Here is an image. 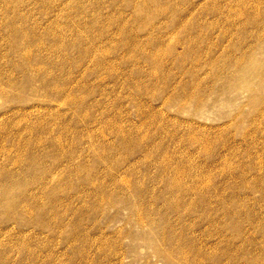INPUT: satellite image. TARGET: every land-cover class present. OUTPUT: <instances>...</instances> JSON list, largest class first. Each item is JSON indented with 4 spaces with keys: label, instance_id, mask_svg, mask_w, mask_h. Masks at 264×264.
I'll return each instance as SVG.
<instances>
[{
    "label": "rangeland",
    "instance_id": "374dc122",
    "mask_svg": "<svg viewBox=\"0 0 264 264\" xmlns=\"http://www.w3.org/2000/svg\"><path fill=\"white\" fill-rule=\"evenodd\" d=\"M140 1L0 0V264H264V0Z\"/></svg>",
    "mask_w": 264,
    "mask_h": 264
},
{
    "label": "bare ground",
    "instance_id": "6f19581e",
    "mask_svg": "<svg viewBox=\"0 0 264 264\" xmlns=\"http://www.w3.org/2000/svg\"><path fill=\"white\" fill-rule=\"evenodd\" d=\"M6 1H8V0H6ZM165 1H167V0H165ZM169 2L171 1V0H168ZM181 2L183 1V0H180ZM201 1H203V0H201ZM229 1V0H228ZM238 1V0H237ZM251 1V0H250ZM257 1H259V0H257ZM204 2V1H203ZM221 2H222V0H221ZM231 2V1H230ZM234 2V1H233ZM233 2H232V4H233ZM239 2V1H238ZM247 2V1H246ZM259 2H261V1H259ZM259 2H258V5H259ZM123 3V2H122ZM136 3H137V0H136ZM177 3V2H176ZM199 3V2H198ZM227 3V2H226ZM254 3V2H253ZM257 3V2H256ZM225 4V3H224ZM228 4H230V3H228ZM228 4H226V5H228ZM236 4V3H235ZM241 4V3H240ZM135 5V4H134ZM138 6H137V9H138V7L140 8L139 10H141L140 12H142V13H146V11L148 10V7L149 6H155V7H159V9H158V12H160L161 13V15L162 16H164V15H167L168 14V11L169 10H171V6L170 5H168L167 4V2H164V0H141L140 1V3L139 4H137ZM177 5V4H176ZM211 5H213V3L211 4ZM220 5V4H219ZM231 5V4H230ZM239 5V4H238ZM257 5V6H258ZM196 6H197V4H196ZM233 6H236V5H233ZM250 6V5H249ZM254 6V5H253ZM256 6V7H257ZM259 6H262V5H259ZM193 7V6H192ZM199 7V6H198ZM229 7V6H228ZM255 7V6H254ZM211 8V7H210ZM215 8V7H214ZM213 7H212V9L210 10V9H208V7L207 8H204L203 10H201V11H203V13H207V12H209V11H217V10H215ZM230 9H229V11L231 10V7H229ZM233 8V7H232ZM237 8V7H236ZM235 7H234V10L236 9ZM238 8H239V6H238ZM252 8V7H251ZM179 4L177 5V6H173L172 7V12H174V13H178L179 12ZM223 9V8H222ZM227 9V8H226ZM244 9V8H243ZM246 9V8H245ZM254 9V8H253ZM240 10V9H239ZM249 10H251V9H249ZM255 11L257 10V8L256 9H254ZM262 10V9H261ZM242 11V10H241ZM251 11H253V10H251ZM194 12V11H193ZM218 12V11H217ZM239 13H240V11H238ZM259 11H256V14L258 13ZM142 13H141V15H142ZM229 14V13H228ZM241 14V13H240ZM244 14V13H243ZM242 14V15H243ZM138 15H140V14H138ZM146 16V15H145ZM150 16V15H149ZM192 16V15H191ZM191 16H189V17H191ZM195 16V15H194ZM221 16V15H220ZM224 16V15H223ZM238 16H239V14H238ZM244 16V15H243ZM254 16V15H253ZM256 16V15H255ZM258 16L259 15H257V19H258ZM147 17V16H146ZM182 17V16H181ZM234 17V16H233ZM240 17H241V15H240ZM260 18V17H259ZM184 19H186V18H184ZM197 19V18H196ZM213 19H215V18H213ZM224 19H226V17L224 18ZM231 19V18H230ZM234 19V18H233ZM241 19V18H240ZM240 19H238V20H240ZM235 20V19H234ZM242 21V20H241ZM244 21H245V19H244ZM235 22V21H234ZM233 22V23H234ZM147 23V22H146ZM217 23V22H216ZM220 23V22H219ZM223 23H225V22H223ZM178 24V22L175 24V25H177ZM213 24V23H212ZM221 24V23H220ZM242 24V23H241ZM211 25V24H210ZM178 27H179V25H177ZM187 25H185V22H184V26H181L180 28L181 29H184V30H186L187 29V27H186ZM142 27H144L143 29H147V32H150V30L151 31H156V25H153V24H144ZM177 27V28H178ZM188 27H190V26H188ZM242 27V26H241ZM263 27V26H262ZM214 28H215V26H214ZM222 28V27H221ZM238 28H240V27H238ZM190 29H193V27L191 28L190 27ZM211 29V28H210ZM227 29V28H226ZM246 29V28H245ZM244 29V30H245ZM262 29H264V28H262ZM229 30V29H228ZM242 30V29H241ZM225 31V30H224ZM246 31V30H245ZM244 31V32H245ZM226 32V31H225ZM224 33V32H223ZM261 33V32H260ZM263 33H264V31H263ZM150 34V33H149ZM202 34V33H201ZM133 35V33L131 32V34H130V36L127 38V40H129V42H127V44L130 46V45H135V43H137V45L136 46H138V43H139V41H135L133 38H134V36H132ZM258 35L259 36H261V38H262V36L264 37V35H260L259 33H258ZM172 36V35H171ZM139 37V36H138ZM194 37V36H193ZM157 39V38H156ZM190 39H192V38H190ZM158 40V39H157ZM194 40V39H193ZM190 41V40H189ZM132 42V43H131ZM156 44H159V42H157ZM190 44H191V42H190ZM261 45V44H260ZM263 45V44H262ZM150 47V46H149ZM194 48V47H193ZM171 50V49H170ZM168 51V52H167ZM166 51V53H169V49ZM163 52V51H162ZM164 53V52H163ZM165 53V54H166ZM25 55H26V53H25ZM31 55V54H30ZM162 55V54H161ZM171 55V54H170ZM30 58V57H29ZM29 58H28V56L26 57V60H27V62L29 61ZM157 58V56L155 57V58H153V59H156ZM247 60H249L248 58H241V59H239V61H241L239 64H238V67H235L234 66V68H235V70L236 71H239L240 69H242V67L244 66V64L245 63H247V62H252V63H254L253 61H247ZM213 65V64H212ZM251 68L252 67H250L249 66V68L247 69V67H246V69L248 70V71H250L251 70ZM154 75H155V73H154ZM242 75V74H241ZM156 76V75H155ZM158 77V76H157ZM195 79H194V81H193V84H191V85H181V86H179L180 87V89H181V91H182V97H180L179 98V100H186V101H192V102H197L199 105L201 104V102H202V98H199V95H201V90H200V84H202V82L198 79V77L197 76H193ZM241 77H237L236 79L237 80H239ZM55 78H48V80L49 81H55L54 80ZM157 79V78H156ZM165 82V81H164ZM165 85H166V83H165ZM168 86V85H167ZM56 87V86H55ZM192 87H194L195 88V91L193 90L192 91ZM63 90H65L64 88H63ZM195 94H196V96H195ZM63 101H65V102H68V104H70V105H73V104H75V103H77L78 101L72 96V94L70 93V92H66L65 93V96L63 97ZM62 101V102H63ZM203 109V108H202ZM201 109V110H202ZM4 129V128H3ZM205 136V135H204ZM207 137V136H206ZM213 137V136H212ZM193 139L195 138V137H192ZM201 138V137H200ZM210 138V137H209ZM190 139V138H189ZM192 139V140H193ZM199 139V138H198ZM202 139H203V137H202ZM216 139V138H215ZM214 139V140H215ZM195 140V139H194ZM197 140V139H196ZM213 140V141H214ZM57 141H58V139H57ZM60 141V140H59ZM190 141V140H189ZM199 141H201V140H199ZM208 141V140H207ZM37 142H39L38 140H37ZM193 142H195V141H193ZM201 142H205L204 140L203 141H201ZM201 142L199 143V144H201ZM190 143H192V141H190ZM207 143H209L208 145H210L211 143H212V139H211V143L210 142H207ZM41 144V143H40ZM194 144V143H193ZM197 144V143H196ZM198 144V145H199ZM206 144V143H205ZM204 145V144H203ZM38 146V145H37ZM196 146V145H195ZM204 147H207V145H204ZM209 147V146H208ZM207 147V149H210L211 148V146H210V148H208ZM205 149V148H204ZM207 149H206V151H207ZM211 150V149H210ZM225 160V159H224ZM169 161H171V160H168L167 162H169ZM166 162V163H167ZM178 163V162H177ZM225 164V163H224ZM167 165H168V163H167ZM170 165V164H169ZM166 166V165H165ZM164 166V167H165ZM172 166V165H171ZM170 166V167H171ZM187 166V165H186ZM185 166V167H186ZM226 166V165H225ZM167 167V166H166ZM165 167V168H166ZM179 167V166H178ZM227 167V166H226ZM182 168H184V167H182ZM188 168V167H187ZM225 168V167H224ZM168 169V168H167ZM173 169H177V167L176 168H173ZM180 170V169H179ZM189 170L190 169H188V170H186V171H188V173H189ZM225 170V169H224ZM181 171H182V169H181ZM169 172V171H168ZM184 172H185V169H184ZM171 173V172H170ZM180 173V172H179ZM174 173H172V175H173ZM175 174H176V172H175ZM184 174V173H183ZM191 175H192V173H190ZM185 175V174H184ZM188 175V174H187ZM191 175H188L189 177L191 176ZM179 176V175H178ZM182 175H180L179 177H181ZM193 176V175H192ZM168 177V176H167ZM183 177V176H182ZM184 177H186V176H184ZM183 177V178H184ZM170 179H171V175H170V177H169ZM173 178H176V177H174V175H173ZM172 178V181L174 180ZM187 178V177H186ZM191 178V177H190ZM194 178H195V176H194ZM160 179V181L161 180H163V179H161V178H159ZM158 179V180H159ZM165 179V178H164ZM179 179V178H178ZM198 179V178H197ZM196 179V180H197ZM155 180V179H154ZM157 180V181H158ZM181 180V179H180ZM200 180V179H199ZM123 181H124V179H123ZM170 181V180H169ZM172 181H170V182H172ZM182 181V180H181ZM180 181V182H181ZM186 181V180H185ZM201 181V180H200ZM203 181V180H202ZM206 181V180H205ZM211 181V180H210ZM174 182V181H173ZM176 182V181H175ZM177 182H179V181H177ZM183 182V181H182ZM187 182V181H186ZM207 182V181H206ZM126 185H127V187L129 188L130 187V181L128 180V181H126V182H124ZM137 183H138V181H137ZM143 183V182H142ZM141 183V184H142ZM185 183V182H184ZM198 183V182H197ZM14 184V183H13ZM158 184V183H157ZM170 184V183H169ZM174 184H177V183H174ZM183 184V183H182ZM186 184H188V183H186ZM190 184L191 183H189V188H190ZM195 184V183H194ZM199 184H200V182H199ZM202 184V183H201ZM139 185V188H140V184H138ZM144 185V184H143ZM143 185H141V186H143ZM159 185H160V183H159ZM171 185V184H170ZM178 185V184H177ZM181 185V184H180ZM192 185H193V181H192ZM196 185V184H195ZM195 185H193V186H195ZM205 185V184H204ZM207 185V184H206ZM208 185H210V184H208ZM207 185V186H208ZM22 186V185H21ZM188 186V185H187ZM200 187H201V185H199ZM18 187V186H17ZM179 186H176V189L178 188ZM181 187V186H180ZM179 187V188H180ZM184 188H186L185 186H183ZM138 188V187H137ZM171 188H175V185H174V187H173V185L171 186ZM197 188H198V185H197ZM217 188V187H216ZM130 189V188H129ZM149 189V188H148ZM162 189V188H161ZM175 189V190H176ZM186 189H188V188H186ZM201 189V188H200ZM208 189V188H207ZM14 190V189H13ZM192 190H194L193 188L191 189V191ZM203 190V189H202ZM147 191V190H146ZM163 191H164V189H163ZM179 191V190H178ZM177 191V192H178ZM190 191V190H189ZM189 191H188V194H189ZM204 191V190H203ZM212 191V190H211ZM215 191H216V189H215ZM131 192V191H130ZM136 192V191H135ZM171 192V191H170ZM169 192V193H170ZM187 192V191H186ZM185 192V193H186ZM195 192H198V190L197 191H195ZM200 192H201V190H200ZM199 192V193H200ZM217 192V191H216ZM5 193L7 194V193H9V190H6L5 191ZM110 193V192H109ZM144 193V192H143ZM178 193H180V191L178 192ZM177 193V194H178ZM182 193V192H181ZM207 193V192H206ZM213 193H215V192H213ZM221 193V192H220ZM141 194V193H140ZM139 194V195H140ZM171 194V193H170ZM169 194V195H170ZM176 194V195H177ZM202 194V193H201ZM158 195V194H157ZM168 194H167V197L169 196ZM179 195V194H178ZM191 195V194H190ZM211 195V194H210ZM216 195V194H215ZM222 195V194H221ZM103 196V195H102ZM142 196H144V195H142ZM155 196V195H154ZM173 196V195H172ZM191 196H193V195H191ZM191 196L189 197V200H190V198H191ZM195 196V195H194ZM104 197V196H103ZM141 197V196H140ZM184 197V196H183ZM182 197V198H183ZM220 197V196H219ZM10 197H8V199H9ZM14 198V197H13ZM105 198V197H104ZM175 198V197H174ZM173 198V199H174ZM186 198V197H185ZM195 198V197H194ZM216 198H218V197H216ZM8 199H7V201L6 202H8ZM106 199V198H105ZM140 199H142V198H140ZM214 198H212V200H213ZM224 199V198H223ZM100 200V199H99ZM143 200V199H142ZM177 200V199H176ZM194 200V199H193ZM221 200V199H220ZM220 200H219V202H220ZM102 201H104V199L102 200ZM165 201V200H164ZM167 201V200H166ZM216 201V200H215ZM110 202V200H109V197H108V195H107V201H106V203H109ZM179 202V201H178ZM226 202V201H225ZM149 203V202H148ZM161 203H164V202H161ZM160 203V204H161ZM170 203V202H169ZM188 203V202H187ZM211 203V202H210ZM209 203V204H210ZM11 204V203H10ZM9 204V205H10ZM13 204H15V203H13ZM12 204V205H13ZM101 204V203H100ZM110 204V203H109ZM137 204H138V202H137ZM137 204H135V205H137ZM140 204H141V206L138 204L136 207V209H138V211H140L142 208H143V206H142V203L140 202ZM153 204V203H152ZM159 204V205H160ZM174 204H176L175 203V201H174V203H173V205ZM227 204V203H226ZM211 205H212V203H211ZM228 205V204H227ZM4 206V205H3ZM20 206H23V205H21L20 204ZM110 206V205H109ZM139 206H140V208H139ZM149 206V205H148ZM151 206V205H150ZM195 206V205H194ZM198 206V205H197ZM210 206V205H209ZM11 207V206H10ZM10 207H8V209L10 208ZM176 207H178L177 205H176ZM6 209H7V207H5ZM12 208H13V206H12ZM18 208V207H17ZM162 208V207H161ZM179 208V207H178ZM20 210H21V208H19ZM146 209H151V207H149V208H147L146 207ZM145 209V210H146ZM166 209V208H165ZM164 209V210H165ZM180 209V208H179ZM198 209V208H197ZM231 209V208H230ZM14 210V209H13ZM16 210V209H15ZM159 210V209H158ZM130 211H131V209H130ZM142 211V210H141ZM204 211V210H203ZM225 211V210H224ZM145 213V212H144ZM165 213V212H164ZM167 213V212H166ZM209 213H210V211H209ZM140 217H142L143 215V213L141 214V212H139V213H137ZM136 214V215H137ZM136 216V217H138L139 219H138V223L139 222H141V218L139 217V216ZM142 215V216H141ZM146 215H147V212H146ZM151 215V214H150ZM223 215V214H222ZM157 216V215H156ZM179 216V215H178ZM146 217H148V216H146ZM151 218V217H150ZM169 219V218H168ZM214 220V219H213ZM153 221V220H152ZM151 221V222H152ZM156 221V220H155ZM154 221V222H155ZM144 222V221H143ZM146 222V221H145ZM217 222V221H216ZM142 223V222H141ZM140 223V224H141ZM215 223V222H214ZM160 224V223H159ZM217 224V223H216ZM163 226V225H162ZM167 228V227H166ZM169 228V227H168ZM164 229V228H163ZM164 231V230H163ZM181 233H182V231H180ZM183 234V233H182ZM147 235H149V233L147 234ZM156 236V235H155ZM163 236V233H162V235H161V239L163 238L162 237ZM179 236V235H178ZM157 238H158V236H157ZM160 238V237H159ZM180 239V238H179ZM179 239H178V241H179ZM146 240H148V236H147V239ZM164 240H165V238H164ZM167 240H169L168 238H167ZM162 241V240H161ZM175 241H176V239H175ZM177 241V242H178ZM144 242H146L145 240H144ZM163 243H164V241H162ZM147 243V242H146ZM149 243H150V240H149ZM196 247V246H195ZM154 250V249H153ZM161 250H162V252H163V249H158L157 250V252L159 253V254H161ZM195 252V251H194ZM223 252V251H222ZM167 253V252H166ZM223 253H225V252H223ZM188 254V253H187ZM182 255V254H181ZM184 255V254H183ZM189 255V254H188ZM198 255V254H197ZM226 255V254H225ZM228 256V255H227ZM187 257V256H186ZM189 258V257H188ZM204 259V258H203ZM177 260V259H176ZM185 260V259H184ZM183 260V261H184ZM194 260V259H193ZM202 260V259H201ZM185 261H187V260H185ZM194 263H195V261H194ZM197 263V262H196ZM202 264V263H201Z\"/></svg>",
    "mask_w": 264,
    "mask_h": 264
}]
</instances>
